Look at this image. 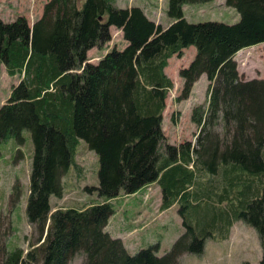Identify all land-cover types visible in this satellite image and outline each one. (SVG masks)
<instances>
[{
  "label": "trees",
  "instance_id": "16d2710c",
  "mask_svg": "<svg viewBox=\"0 0 264 264\" xmlns=\"http://www.w3.org/2000/svg\"><path fill=\"white\" fill-rule=\"evenodd\" d=\"M113 1L47 0L30 25L21 15L0 18V63L20 77L0 105V142L20 143L23 130L30 134L25 215L37 233L26 251L0 246V264H69L76 256L82 264H180L182 254H202L205 239H227L235 219L255 230L264 264V79L240 80L233 59L251 46L264 51V0H224L239 15L234 24L184 18V5L213 0H167L166 28L141 8ZM110 27L125 45L88 62L87 52L110 40ZM191 46L195 55L179 70L176 100L205 74L207 102L191 109L194 144L175 145L161 126L173 88L164 69ZM219 124L222 138L211 129ZM79 140L98 159V185L84 189L97 199L52 209L49 200L62 197L61 178ZM152 183L161 190L162 210L181 205L183 234L160 256L157 243L130 253L105 231L111 200ZM19 194L13 185L12 203Z\"/></svg>",
  "mask_w": 264,
  "mask_h": 264
},
{
  "label": "rangeland",
  "instance_id": "374dc122",
  "mask_svg": "<svg viewBox=\"0 0 264 264\" xmlns=\"http://www.w3.org/2000/svg\"><path fill=\"white\" fill-rule=\"evenodd\" d=\"M82 1L78 0V4L80 5ZM43 2L44 0H0V18L4 22H9L21 15L27 19L30 25L38 17ZM113 2L116 7L129 8V6L132 7L133 5L141 7L142 11L147 12L157 24L170 20L166 16L167 0H114ZM185 10L188 22L193 23L211 21L234 24L239 19L237 11L232 7L226 6L224 0L188 4ZM109 33L110 40L107 43L101 47H93L91 49L87 56L88 62L96 63L111 48H123L125 42L120 31L109 29ZM194 50V47L191 46L189 50L186 49L182 53L184 57L172 56L167 61L164 69L165 74L173 83V88L167 94L166 108L161 124L163 134L169 143L189 141L194 144L198 129L196 125L191 123V109L195 105L206 106L207 91L205 90V84H203L204 78L202 84L198 82L196 85H192L193 87L186 99L176 100L182 88L179 70L185 67L184 65L187 66L193 59ZM233 59L236 63L240 80L264 79V51L262 44L240 50ZM19 78L18 74L9 76L3 64L0 63V105L6 102L11 86L15 85ZM211 129L215 131L219 138H222L223 132L220 124ZM21 138L22 141L20 143L14 137H9L0 142V246L6 245L9 249L20 247L26 251L29 249V245L34 243L37 233L27 223L25 215L32 143L27 130L21 132ZM97 171L98 159L96 154L89 150L83 141L79 140L75 148L73 165L61 178L63 195L59 199L51 197L49 200L52 209L70 207L79 209L96 201V192L88 193L84 189L85 187H97ZM13 185L19 187L20 193L19 199L15 203L11 202L10 197ZM150 188L147 187L145 192L140 195L145 204L152 198L151 194L153 191ZM232 206L236 211H242V205L237 199L232 200ZM180 207V204L176 205L174 210H168L169 212H165L164 216L161 214L164 221H166L167 229L152 231V227L155 225L153 224V218L157 217L158 213L155 212V207L149 206L147 218L141 223L146 229L150 230L148 232L150 234L145 241H132L134 243L133 246L138 243L139 249H144L157 243L158 256L168 251L174 240L183 234L182 220L178 213ZM192 214L193 212L188 210V221H191ZM157 220L159 221L158 217ZM204 243L202 254H182L179 257V263L243 264L247 262L249 264H259L261 259L257 234L251 226L241 219L233 221L227 239L222 240L210 237L205 239ZM69 264H82V257L76 256Z\"/></svg>",
  "mask_w": 264,
  "mask_h": 264
},
{
  "label": "crops",
  "instance_id": "0c3cea01",
  "mask_svg": "<svg viewBox=\"0 0 264 264\" xmlns=\"http://www.w3.org/2000/svg\"><path fill=\"white\" fill-rule=\"evenodd\" d=\"M46 1L47 0H44V2L42 3V6L44 5V3ZM42 6H41V10H42ZM133 6H136V5H133ZM186 6H188V5L183 6V14H184V18L187 21H189L186 18V14H185ZM137 7H139V6H137ZM119 8H125V7H119ZM139 8H141V7H139ZM143 12L150 20L154 21L147 14V12H145V11H143ZM40 14H41V11H40L38 17L40 16ZM170 23H171V21L169 20L165 23L161 22L159 25L163 28H166ZM111 29L115 30L116 28L110 27V30ZM120 33H121V31H120ZM189 48H187V49L189 50ZM91 49L87 52V56H88L89 52L91 51ZM185 50L186 49L183 50V53L185 52ZM193 54H195V50H194ZM182 57H184V56H182ZM92 63H95V62H92ZM184 66L186 67V65H184ZM203 78L205 80L204 83H203ZM198 82H201V84L202 83L205 84L204 86H205V90H206L207 79H206L205 74H201L199 76V78L194 82L193 86L196 85ZM163 113H164V111H163ZM162 117H163V115H162ZM180 143H183V142H178V143L173 142L170 144L178 145ZM147 187H151L150 189L153 192L151 194L152 198L149 200L148 203L145 204L142 201V198L140 197V195L143 192H145V189ZM111 203H112L113 208H114V213L108 219L107 225L105 226L106 227L105 230L112 237L120 238L122 240L124 246L128 249V251L130 253L135 252L140 247L138 243L135 246H133L134 243H132V241H145L148 239V236L150 234L148 232H150V230L146 229L145 226L142 225L141 221H143L145 218H147V214H148L147 211H149V206H152L153 208L155 207L156 208L155 212L158 213L157 217L159 218V221L157 220V217L153 218V222H154L153 224H155V225L152 227V231H156L157 229H160V230L167 229V224H166V221H164V218H163L164 215L163 214L165 212L167 213L168 210H174L176 208V205H177L176 203H174L169 208L162 210L160 208V206H161V190L154 183L149 184V185L141 188L139 191H137L133 194H129V195L119 194L116 198L111 200Z\"/></svg>",
  "mask_w": 264,
  "mask_h": 264
},
{
  "label": "bare ground",
  "instance_id": "6f19581e",
  "mask_svg": "<svg viewBox=\"0 0 264 264\" xmlns=\"http://www.w3.org/2000/svg\"><path fill=\"white\" fill-rule=\"evenodd\" d=\"M32 24V23H31Z\"/></svg>",
  "mask_w": 264,
  "mask_h": 264
}]
</instances>
